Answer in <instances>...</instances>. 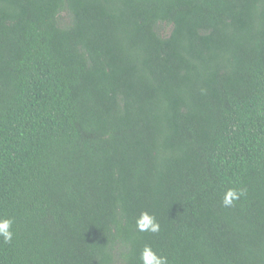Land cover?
<instances>
[{
	"label": "trees",
	"instance_id": "16d2710c",
	"mask_svg": "<svg viewBox=\"0 0 264 264\" xmlns=\"http://www.w3.org/2000/svg\"><path fill=\"white\" fill-rule=\"evenodd\" d=\"M0 216V264H264V0H0Z\"/></svg>",
	"mask_w": 264,
	"mask_h": 264
},
{
	"label": "clouds",
	"instance_id": "9594fccd",
	"mask_svg": "<svg viewBox=\"0 0 264 264\" xmlns=\"http://www.w3.org/2000/svg\"><path fill=\"white\" fill-rule=\"evenodd\" d=\"M245 194L243 189L230 188L227 190L222 204L225 207H230L233 203ZM13 224L14 220L11 217L0 216V240L3 243H10L13 239ZM140 231L157 233L160 231V225L156 222L155 217L148 212H141L136 221ZM141 264H168L167 258L155 253L150 246L146 245L140 254Z\"/></svg>",
	"mask_w": 264,
	"mask_h": 264
},
{
	"label": "rangeland",
	"instance_id": "374dc122",
	"mask_svg": "<svg viewBox=\"0 0 264 264\" xmlns=\"http://www.w3.org/2000/svg\"><path fill=\"white\" fill-rule=\"evenodd\" d=\"M170 31V27H165L164 33L167 34Z\"/></svg>",
	"mask_w": 264,
	"mask_h": 264
}]
</instances>
